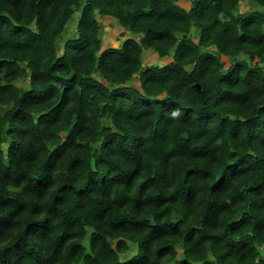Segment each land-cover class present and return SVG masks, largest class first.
<instances>
[{
  "label": "trees",
  "instance_id": "trees-1",
  "mask_svg": "<svg viewBox=\"0 0 264 264\" xmlns=\"http://www.w3.org/2000/svg\"><path fill=\"white\" fill-rule=\"evenodd\" d=\"M239 1L0 0V264H264V0ZM101 18L143 45L102 49Z\"/></svg>",
  "mask_w": 264,
  "mask_h": 264
},
{
  "label": "rangeland",
  "instance_id": "rangeland-1",
  "mask_svg": "<svg viewBox=\"0 0 264 264\" xmlns=\"http://www.w3.org/2000/svg\"><path fill=\"white\" fill-rule=\"evenodd\" d=\"M181 3L185 8L189 7V1H184ZM237 8L240 11H243V10L253 9L255 8V6L252 5L248 0H240ZM100 24H101L100 38L102 40V49L111 47L113 45H118L122 40L126 38H135L143 45L144 38H143L142 33H135V32H130V31L125 30L112 18H103V19L101 18ZM73 29H74V23L72 22L68 25L66 31L63 33L62 38H61L62 40L59 41L60 44L66 37L72 36ZM194 34L195 32L192 30L190 35H194ZM178 37H180V35H178ZM200 49L201 51H203L208 48L201 47ZM150 50L151 49L145 46L143 47V66H151V65L162 66L166 62H168V60H170L171 58L172 52L171 54H169V56L167 55L165 57H159ZM232 61L233 59H230V63ZM15 84L18 86H27V79L25 80L18 79L15 81ZM130 84L136 85L134 81L130 82Z\"/></svg>",
  "mask_w": 264,
  "mask_h": 264
},
{
  "label": "crops",
  "instance_id": "crops-1",
  "mask_svg": "<svg viewBox=\"0 0 264 264\" xmlns=\"http://www.w3.org/2000/svg\"><path fill=\"white\" fill-rule=\"evenodd\" d=\"M135 39V38H134ZM137 40V39H136ZM138 41V40H137ZM139 42V41H138ZM142 44V43H141Z\"/></svg>",
  "mask_w": 264,
  "mask_h": 264
}]
</instances>
